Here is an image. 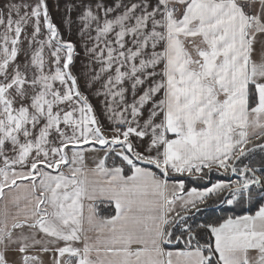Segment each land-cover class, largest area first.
Segmentation results:
<instances>
[{
  "label": "snow or ice",
  "instance_id": "6c2138e0",
  "mask_svg": "<svg viewBox=\"0 0 264 264\" xmlns=\"http://www.w3.org/2000/svg\"><path fill=\"white\" fill-rule=\"evenodd\" d=\"M55 8L0 0V264H264V0Z\"/></svg>",
  "mask_w": 264,
  "mask_h": 264
},
{
  "label": "trees",
  "instance_id": "16d2710c",
  "mask_svg": "<svg viewBox=\"0 0 264 264\" xmlns=\"http://www.w3.org/2000/svg\"><path fill=\"white\" fill-rule=\"evenodd\" d=\"M264 160V153H260V151L257 149L254 154L253 163L256 164L257 167H259L260 162ZM244 162L248 163V159L244 158ZM223 177V178H222ZM177 181L183 180L186 186V189H189L191 187H196L198 189H205L207 187H210L211 184L216 182H226L228 183V179L226 180L224 176H220L219 178L217 175L215 176V171L210 174V177L204 178V179H196L193 177L185 176V178H176ZM226 195V194H225ZM256 202L254 201L251 205H243L241 207H235V206H228V205H221L219 204L215 198L210 199L207 203V205H202V211L200 213H196L193 216L194 222H204V221H215L218 218L226 217L228 215H241L246 214L249 209L255 210L256 208Z\"/></svg>",
  "mask_w": 264,
  "mask_h": 264
},
{
  "label": "crops",
  "instance_id": "0c3cea01",
  "mask_svg": "<svg viewBox=\"0 0 264 264\" xmlns=\"http://www.w3.org/2000/svg\"><path fill=\"white\" fill-rule=\"evenodd\" d=\"M55 4H56V0H49V5H50V9L52 10L53 17L57 21V23H59L60 14L56 10ZM77 66L79 68V66H80V60L77 61ZM93 103L97 105L98 110H99V107H100L99 102L96 99L93 98ZM85 155H86V163H87V166L88 167H94V164L92 163L93 159L97 158V156H99V155H103V153H86ZM44 259H45L46 264H47V262L50 261L51 257L48 256V255H45Z\"/></svg>",
  "mask_w": 264,
  "mask_h": 264
},
{
  "label": "rangeland",
  "instance_id": "374dc122",
  "mask_svg": "<svg viewBox=\"0 0 264 264\" xmlns=\"http://www.w3.org/2000/svg\"><path fill=\"white\" fill-rule=\"evenodd\" d=\"M217 175V177L219 178L220 176H224L225 177V179L228 181V183H233V182H235L236 180H238L239 179V177L238 176H236V175H234V174H231V173H229V174H225V173H223L222 171L220 172V173H217V172H215V176ZM181 178V177H180ZM182 178H185V176L184 177H182ZM223 178V177H222Z\"/></svg>",
  "mask_w": 264,
  "mask_h": 264
}]
</instances>
